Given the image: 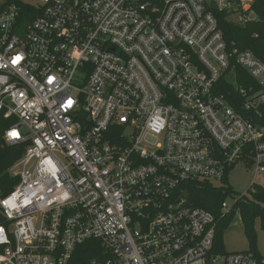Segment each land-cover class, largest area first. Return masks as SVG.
<instances>
[{"label":"built area","instance_id":"built-area-1","mask_svg":"<svg viewBox=\"0 0 264 264\" xmlns=\"http://www.w3.org/2000/svg\"><path fill=\"white\" fill-rule=\"evenodd\" d=\"M252 5L37 0L32 11L0 10L3 140L27 143L10 168L18 182L0 197V264H264L251 249L215 252L213 215L183 192L222 184L240 161L254 166L248 188L264 171V62L228 50L215 15L244 25ZM233 64L253 87L237 85ZM227 73L234 107L218 88ZM88 240L102 256L83 261Z\"/></svg>","mask_w":264,"mask_h":264},{"label":"trees","instance_id":"trees-1","mask_svg":"<svg viewBox=\"0 0 264 264\" xmlns=\"http://www.w3.org/2000/svg\"><path fill=\"white\" fill-rule=\"evenodd\" d=\"M15 4L23 10L32 11L31 5L21 0H1L0 10L8 5ZM252 8L256 14V19L244 25H237L227 20L223 13L216 12L218 26L222 31L223 39L228 50H250L262 62H264V0H253ZM236 74V83L242 87H253L254 80L247 72L236 64L230 68ZM218 88L234 107V100L241 101L237 95L234 84L229 78V73L223 75L219 80ZM238 109V105H235ZM260 123H264V115L260 118ZM10 126L5 120L0 119V197L7 196L18 182L16 177L10 173L12 165L20 159L27 143H17L7 145L3 140V133ZM184 194L188 202L201 208L214 217L215 232L213 238V250L218 253H226L222 243V234L230 225L236 211H238L243 223L244 233L247 239L252 242L255 238L254 222L259 219L260 226L264 229V187L252 184L246 194L236 195L234 206L228 212L221 211V203L227 196L234 193L229 184L228 175L222 179V184L213 185L209 182L194 181L183 186ZM6 221L0 213V224ZM83 261L102 256L101 247L95 240H88L78 248Z\"/></svg>","mask_w":264,"mask_h":264},{"label":"rangeland","instance_id":"rangeland-1","mask_svg":"<svg viewBox=\"0 0 264 264\" xmlns=\"http://www.w3.org/2000/svg\"><path fill=\"white\" fill-rule=\"evenodd\" d=\"M1 1V0H0ZM25 3L37 6V0H21ZM25 129L21 127V130ZM254 166L247 167L243 161L238 162L228 175L229 184L235 190L233 197L225 199L228 206L232 209L234 206L235 196L247 193L249 184L253 178ZM255 183L264 187V171L260 172L255 177ZM255 238L250 242L244 233L243 223L238 211L233 217L232 222L222 234V243L226 253L253 250L259 253H264V229L261 228L259 219L254 222Z\"/></svg>","mask_w":264,"mask_h":264},{"label":"clouds","instance_id":"clouds-1","mask_svg":"<svg viewBox=\"0 0 264 264\" xmlns=\"http://www.w3.org/2000/svg\"><path fill=\"white\" fill-rule=\"evenodd\" d=\"M13 134H14L13 130H10V131L6 132V136L8 138H12ZM45 163L47 164V170L53 172V174H54L55 173V169H54V167L52 165V162L51 161H45ZM33 195H35V193H33ZM15 199H16V197H15V195H13L10 199L3 201V203L5 205L9 206V207H15V204H14ZM25 203H27V200H25ZM2 239H3V237H0V240H2Z\"/></svg>","mask_w":264,"mask_h":264},{"label":"snow or ice","instance_id":"snow-or-ice-1","mask_svg":"<svg viewBox=\"0 0 264 264\" xmlns=\"http://www.w3.org/2000/svg\"><path fill=\"white\" fill-rule=\"evenodd\" d=\"M19 59H20V57H16V58H14L13 63H15V62H16L17 60H19ZM51 81H52V78H49V82H51ZM71 104H72V101L69 99V100L67 101V105L70 106ZM13 131H14V134H13L12 138L15 139V138L18 137V133H16L15 130H13Z\"/></svg>","mask_w":264,"mask_h":264}]
</instances>
